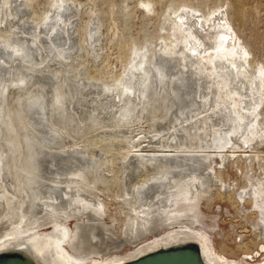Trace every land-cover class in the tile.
<instances>
[{
  "label": "bare ground",
  "instance_id": "obj_1",
  "mask_svg": "<svg viewBox=\"0 0 264 264\" xmlns=\"http://www.w3.org/2000/svg\"><path fill=\"white\" fill-rule=\"evenodd\" d=\"M49 1L0 0V262L126 264L185 250L199 264H264V224L261 241L233 239V249L231 234L219 243L194 211H180L217 200L264 207V61L233 22L246 0H232L233 15L231 2L169 8L159 45L135 48L114 83L103 80L115 45L100 30L104 20L85 21L92 7L81 0L67 20L70 0ZM60 16L63 34L53 24ZM75 26L97 36L91 60L85 34L70 41ZM69 42L72 60L58 68L50 58ZM143 118L147 130L120 134ZM71 138L79 145L60 147ZM235 167L243 185L231 177ZM107 198L135 215V233L104 217ZM178 213L180 224L158 232L164 216ZM145 226L157 232L150 242ZM244 230L240 239L251 232Z\"/></svg>",
  "mask_w": 264,
  "mask_h": 264
},
{
  "label": "rangeland",
  "instance_id": "obj_2",
  "mask_svg": "<svg viewBox=\"0 0 264 264\" xmlns=\"http://www.w3.org/2000/svg\"><path fill=\"white\" fill-rule=\"evenodd\" d=\"M35 1L41 7L43 6L44 2H48V4L50 2L49 0H35ZM76 1L79 2L80 0H76ZM81 1H83L84 3H89L90 7H92L90 12L88 11V13L85 15L84 18L85 21H88L93 17H96L97 19L99 18L103 19L104 27L102 26L100 30L101 32L106 34L107 32H110L109 36L113 39V42L115 44L112 46V49L110 51V56H111L109 60L110 65L107 66L106 74L103 77V80L107 83H114L120 79L121 74L124 73L126 67L130 63L129 62L130 57L137 56L136 55L137 51L136 52L134 51L135 48L140 49L138 51L139 53L141 50H144V48H146L147 46L151 47V44H155L156 46L159 45L158 40L160 38L162 28L165 27V23H166L165 14L169 8H172L174 10H179L184 7L193 9V7L188 4L187 0H147V2L151 3L156 9V14L153 15L152 17H148L147 12L141 6L140 2H138L140 0H81ZM195 1L197 2L199 1L201 4L204 3L203 5H207V6L210 4H221V3L231 2L230 13H232L233 15L234 8H233L232 0H227V2L226 0H195ZM245 3H246V9L244 12V16L241 19H238L233 15V22L237 30L243 36V38L247 40L246 42L251 47L256 59L264 61V0H246ZM73 9H74L73 0H70L67 3H65V8L62 9L63 12L61 11L62 17L68 20L69 13ZM86 10L87 8L84 9V11ZM110 11L114 12V21H111L109 19ZM62 17L60 16L55 18L53 23L56 26L57 31L61 34H63L64 32L63 31L64 24ZM22 18H24L23 20H26L27 16L26 17L24 16ZM79 21L80 19L77 20L76 26H78L81 23ZM76 26L74 29L71 30V33L69 34L71 39L70 41H73L74 39L76 40L77 36H79L80 33H83V35L85 34L84 38L87 37L86 48L89 51L90 54L89 59L91 60L94 52H96V50L99 47V41L97 39V36L95 34L94 35L88 34L82 28L77 30L78 28ZM20 30H23L24 34L27 33L26 35H28L29 37H32L34 34L32 30H30L25 26L23 28L21 27ZM73 30L77 32L76 33L74 31V35H73ZM75 33L78 35H76ZM41 35L45 36L44 33H42ZM88 37L90 38L92 37L91 38L92 40ZM66 45H63V49L64 48L67 49L65 50L63 56L60 55L59 59L50 58L51 63L57 65L58 68L64 66V62L67 61L68 59L72 60V58H69L68 56V54L72 53V50H69L71 43L69 42ZM120 45L122 46V49ZM129 72H131L129 75H132L135 74L137 71L131 68L129 69ZM83 77H84V72L81 75V78ZM69 81L75 82L77 80L74 77H69ZM68 84L69 82L66 83V85ZM143 122L145 123L143 124ZM148 126H149L148 120L143 118L137 122H133L130 126H124V128L121 127V129H123L124 131L121 132L120 134L123 136L126 135L131 137L137 132L147 130ZM2 136H3V131L0 127V142ZM161 141L163 142V145H165V138H162ZM78 143L80 142L77 139L71 138L70 140H66L65 142H61L59 144L60 147H64L65 149H72ZM262 146H264V140H262ZM163 149H165V146H163ZM226 167L227 166L223 168ZM240 167L243 166L240 165ZM230 174L233 179L238 180L239 186L244 184V178L241 176L240 169L235 167L233 170H230ZM107 199L105 200V211L103 213L104 217L108 221L113 222L115 226H117V228H120L123 231H125V229L128 228L133 233H135L136 231L135 215L133 213H130L129 209H125L124 211H122L121 209L122 207H124L122 203L118 204V202L114 200H111L109 198ZM239 201L241 205L236 208H233L231 203L228 201L221 202L220 200H217L215 203H211L209 205H205L204 203H202L193 206V208L183 205L180 207V211L182 212L194 211L196 217L199 220L203 221L209 227V229L213 234H215L216 236L218 235L220 236V239L218 240L219 243L224 240L225 233L231 234L230 239H228L227 243L229 244L230 247L235 249L236 248L235 244L231 243L233 239H235L237 243H239L243 239L246 241L247 240L251 241L253 239L258 242L261 241V236L259 235V237L257 238L256 234L259 233L260 230L259 225L264 224V207L263 208L256 207L255 203L246 205L244 204L245 200L241 201L239 199ZM262 202L264 203V201ZM255 209L257 210V212L253 214V210L255 211ZM170 218H172V220H170ZM162 219H164L163 224H161L160 226L161 229L158 232H162L166 230L168 226H172V224L181 223L179 213L174 216L173 215H171L170 217L168 216V218L164 216ZM236 220L237 222H234ZM254 221H256L257 227H255ZM246 227L251 229V232L244 234L245 235L244 238L242 237V239H240L239 233L245 231L244 229H246ZM219 231L221 232V234H218ZM142 232L144 233V236L146 238H151L149 242L152 240V236H154L157 233L156 230L148 226L143 227ZM146 238H144V242H146ZM158 241L156 240V242ZM148 245L150 244L148 243L145 244L146 247H143V249L145 250L146 248H148ZM218 247L219 245L217 244L216 248ZM229 251L232 253L237 250L235 251L229 250ZM222 258L224 259V257Z\"/></svg>",
  "mask_w": 264,
  "mask_h": 264
},
{
  "label": "water",
  "instance_id": "obj_3",
  "mask_svg": "<svg viewBox=\"0 0 264 264\" xmlns=\"http://www.w3.org/2000/svg\"><path fill=\"white\" fill-rule=\"evenodd\" d=\"M0 264H20L13 258H8ZM126 264H199L195 257L189 256L185 250L179 251L178 254L175 252H154L145 255L138 260L131 261Z\"/></svg>",
  "mask_w": 264,
  "mask_h": 264
}]
</instances>
